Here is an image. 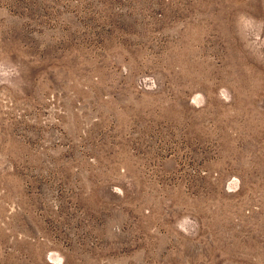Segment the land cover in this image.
<instances>
[{
  "label": "rangeland",
  "instance_id": "1",
  "mask_svg": "<svg viewBox=\"0 0 264 264\" xmlns=\"http://www.w3.org/2000/svg\"><path fill=\"white\" fill-rule=\"evenodd\" d=\"M0 264H264V0H0Z\"/></svg>",
  "mask_w": 264,
  "mask_h": 264
}]
</instances>
